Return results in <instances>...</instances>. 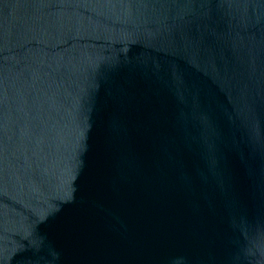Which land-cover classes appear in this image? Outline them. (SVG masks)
Wrapping results in <instances>:
<instances>
[{"label":"water","instance_id":"water-1","mask_svg":"<svg viewBox=\"0 0 264 264\" xmlns=\"http://www.w3.org/2000/svg\"><path fill=\"white\" fill-rule=\"evenodd\" d=\"M0 264H264V0H0Z\"/></svg>","mask_w":264,"mask_h":264}]
</instances>
